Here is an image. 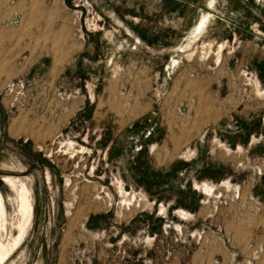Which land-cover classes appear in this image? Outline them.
<instances>
[{"label":"rangeland","instance_id":"rangeland-1","mask_svg":"<svg viewBox=\"0 0 264 264\" xmlns=\"http://www.w3.org/2000/svg\"><path fill=\"white\" fill-rule=\"evenodd\" d=\"M3 1V264H264V0Z\"/></svg>","mask_w":264,"mask_h":264},{"label":"crops","instance_id":"crops-1","mask_svg":"<svg viewBox=\"0 0 264 264\" xmlns=\"http://www.w3.org/2000/svg\"><path fill=\"white\" fill-rule=\"evenodd\" d=\"M3 0H0V10H1V7L3 6ZM2 18H1V16H0V20H1ZM1 32H2V29L0 28V35H1ZM12 37L11 36H6V37H4V42H7V41H12ZM256 40H258V41H260L261 43H264V34H260V35H258L257 37H256ZM12 48L14 49V51L16 52V49H15V47L14 46H11V47H8L7 48V50L5 51V54L2 52L1 53V51H0V58H7V56L8 57H12L13 55H12ZM4 54V55H3ZM0 73H4V70L2 69V67H1V62H0Z\"/></svg>","mask_w":264,"mask_h":264},{"label":"bare ground","instance_id":"bare-ground-1","mask_svg":"<svg viewBox=\"0 0 264 264\" xmlns=\"http://www.w3.org/2000/svg\"><path fill=\"white\" fill-rule=\"evenodd\" d=\"M3 206H2V201H1V198H0V219H2V216H3ZM5 258H6V253H5V250L3 247L0 246V264H3V262L5 261Z\"/></svg>","mask_w":264,"mask_h":264}]
</instances>
